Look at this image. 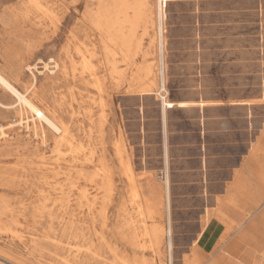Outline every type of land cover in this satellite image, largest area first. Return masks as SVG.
I'll return each mask as SVG.
<instances>
[{"label":"rangeland","instance_id":"obj_1","mask_svg":"<svg viewBox=\"0 0 264 264\" xmlns=\"http://www.w3.org/2000/svg\"><path fill=\"white\" fill-rule=\"evenodd\" d=\"M98 2L0 0V74L60 128L0 86V264H264L250 226L264 203V1L171 0L163 56L143 20L128 59L103 49ZM161 73L166 100L187 105L164 123Z\"/></svg>","mask_w":264,"mask_h":264},{"label":"bare ground","instance_id":"obj_2","mask_svg":"<svg viewBox=\"0 0 264 264\" xmlns=\"http://www.w3.org/2000/svg\"><path fill=\"white\" fill-rule=\"evenodd\" d=\"M155 1H156V8L150 9L148 7V0H138L137 2H134V3L129 2V0H112L111 3H105L102 0H99L96 10L92 14H90V18H91V22H92L93 27L95 28V30L99 33V35L101 37V42L104 46L103 49H105L108 56L111 55V57H113L115 54L119 55V53H120V54H122V56L125 59L126 58L128 59V57H131L135 54L139 44L138 43H135V44L132 43L133 37H134V31H135L136 27L140 23L143 22V20H145L146 23H148V22L152 23L153 20H156L157 26L159 27L160 34H161V42H160L161 45H160L159 53L161 55L163 54V50H164L163 41L164 40H163V36H162V33H163L162 27H163L164 13H163V10L161 8V5L164 4V5H162V7H163L166 5L167 2H169L171 0H155ZM258 1L260 3H262V1H264V0H258ZM37 6H38V3H37ZM129 11H133V16L131 18H129V16H128ZM152 24H151V26H152ZM146 30H147V27H145V32H146ZM110 45L114 46V50H112L110 48ZM115 57L117 58V56H114V58ZM115 65H116V63H115ZM160 66H161V64H160ZM113 68H115L114 65H113ZM110 72H112V71H110ZM116 72H118V71H116ZM144 73L146 76L153 75L150 67H145ZM113 76H115V75H113ZM161 76H162V78H161V82H160L161 83L160 91L165 92V95L161 96V112H162L163 123H164L165 122V114H166L167 109H172L173 107L187 108V105L181 104L182 102L181 103L180 102L173 103L171 101L166 100L167 92L164 88V80H163L162 73H161ZM0 86L8 94H10L13 98H15L18 104H21L25 108H27L32 114H34L36 116V118L38 120H40L42 123H44L50 130L55 131V132L60 131V128L56 125L55 121L51 117L47 116L32 101L31 98L27 97L26 94L19 92L1 74H0ZM152 86H153V83L151 84L150 88L141 89L139 93L142 95H147V96L152 95V91H153L151 89ZM239 105H248L249 106L250 104L247 102L246 103L241 102V103H239ZM1 106L4 107L3 105H1ZM13 107H14V105L9 107V108H13ZM5 108H8V107H5ZM63 127H65V126H63ZM61 132H63V134H66L67 129L63 128V130H61ZM166 183H168V182H166ZM235 183H236V181H235ZM153 184H154V182H153ZM206 185H207V183L205 181L204 186L206 187ZM152 188H153V191L155 193H157L159 191V187L157 185H153ZM166 194H167L166 200H167V209H168V207H169V194H168V192ZM229 202L231 203V199L229 200ZM147 212H148V210H147ZM221 214H222L221 211H219L218 214L216 213V215H217L215 218L216 221H218V219L221 218V216H222ZM151 229H153V228H151ZM163 236H164V231L162 228L161 229H154L152 231V238H153L155 244L158 246L163 243V240H162ZM167 237H168V244L167 245L169 247L168 249H169V253H170V251H171V230H170V228L167 230ZM171 261H172V257L170 255L169 262L171 263ZM192 263L193 262H191V261L188 262V264H192ZM194 264H199V262L196 261Z\"/></svg>","mask_w":264,"mask_h":264},{"label":"crops","instance_id":"obj_3","mask_svg":"<svg viewBox=\"0 0 264 264\" xmlns=\"http://www.w3.org/2000/svg\"><path fill=\"white\" fill-rule=\"evenodd\" d=\"M255 151H257V149H255ZM255 157H256V154L254 153L253 158L251 160L253 165H257V163H258L257 162L258 160ZM253 178L256 182L262 180L261 178H263L262 173L259 170L255 169V167L253 169ZM242 180H243V178H242L241 173H238L236 175V187H240V185L242 184ZM263 186H264V184H263ZM250 226H252V230H253L252 236L255 239L256 238L258 239V240H256L255 243L258 244V247H260L259 251L260 252L264 251V250H262V249H264V203L260 206L259 212L254 214V216L251 220ZM227 227H228V224H227ZM219 228H220L219 223H216L214 226H211L210 229L206 228V230H205V237H206L205 238V245H209V243L211 245L214 244L213 238L216 236V231ZM244 231H245L244 225H243L242 229L240 227L237 228V237L239 238L241 236V233Z\"/></svg>","mask_w":264,"mask_h":264},{"label":"built area","instance_id":"obj_4","mask_svg":"<svg viewBox=\"0 0 264 264\" xmlns=\"http://www.w3.org/2000/svg\"><path fill=\"white\" fill-rule=\"evenodd\" d=\"M162 5H164V4H162Z\"/></svg>","mask_w":264,"mask_h":264}]
</instances>
